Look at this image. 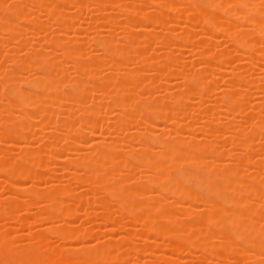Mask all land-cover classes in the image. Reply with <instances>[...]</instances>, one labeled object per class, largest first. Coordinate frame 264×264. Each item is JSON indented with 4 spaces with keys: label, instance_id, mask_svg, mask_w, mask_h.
Listing matches in <instances>:
<instances>
[{
    "label": "bare ground",
    "instance_id": "6f19581e",
    "mask_svg": "<svg viewBox=\"0 0 264 264\" xmlns=\"http://www.w3.org/2000/svg\"><path fill=\"white\" fill-rule=\"evenodd\" d=\"M30 1L33 0H24V3L22 0H10L5 4V0H0V32H4L6 35L8 34V38H11L13 34L17 33V37H19V35H23V32L25 35V33L31 31L32 33L30 32V34L33 35V37H36V33H34V31L36 29H39L43 22H47L43 20L44 16L45 19L49 22L52 20H57L56 22L59 24H57V27L67 28L70 24H73V21H76L78 15H80L78 14L79 11H81L79 13H82V11L84 13H91L92 11H96L99 13L98 15H96L97 19H95V22L92 25V28L95 31H101L104 24L109 25V23L119 22L121 18L122 20L123 18L126 19L127 24L125 25L126 27L124 26L126 28V30L124 29L125 34L122 35V37L118 38L119 40H114L112 34H108L106 32L100 33L98 34V36L91 39L93 40V43L96 45V47H98V49L96 48L97 52H95L94 55L90 54V58L87 61H78V63L76 61V69L79 70V74L80 72L86 71V77L90 76L88 78H91L92 75L98 76H93L92 78L93 80L94 78H96V85L93 83V81H91V83L94 84V87L92 85L91 86L100 90H97L98 92H96V90H94L93 88L88 89L90 87L89 86L87 88L88 83L86 84V87L80 84V79L77 78L82 77L76 76V74H79L75 73V71L74 75L76 77L73 75L74 78L72 76L71 78L73 79L71 80V82L65 84V86H60L59 84H49L50 77L59 76V72L61 69V63L59 61H61L60 59L64 57L60 55L61 57L59 56V59L58 57L54 58L55 55L51 50L43 54L39 51V49L35 47L33 49H30V57L28 56L30 60H26L24 58L27 55H24V57L21 58L18 54L17 56L13 51L14 47H18V45H20L22 41L21 37L16 38L14 35V40L12 42L15 41L14 43L16 45L13 43L12 46V43L10 42L11 44L9 46V42L7 43L6 40V46L8 44V47H5V52H3L4 54H0V58L2 57L4 59V56H6V60L9 59V61H12L13 58L16 57L18 62L14 60L16 62L14 63V65L16 64L18 66V70L14 72L13 76L17 78H22L24 71L29 68H31V70L35 69L33 70L35 72H37L36 70H38L37 76L29 80V82L26 84L28 86L24 88H16L15 90H13V88L11 87L9 94L4 97V99H7L15 106L14 109L16 111V120H20L19 115L21 107L27 106L30 103L33 104L30 107H33L34 110L37 111V120L40 118L39 120L45 123L44 128L39 130V136L42 145L48 138H53L54 135H58V133H61V131L63 132L65 129L67 130V128L70 127L69 116H67V114L71 108V105L72 107L74 106V108L80 106L82 110L86 108L87 104H92L93 106L92 108V106L90 107L87 105L88 112H90L88 114L85 113V116H83V114L81 118L79 117L80 120L78 119V127H80V129L78 130L77 127V132L79 133L80 137L81 135L82 138L84 137L85 141L89 135H92V130L90 131L88 128L91 127V125H95V121L97 119H100L101 121H105L104 119H106L107 121V119H109L111 124H113V126L118 129L122 126L130 125V123L132 124L141 122V124H144H142L141 126L143 128L146 127L145 130H148L146 131V133L143 132V134H139L138 132H135L134 138L136 139V143L138 141L141 144V147L136 148L135 152L133 151L134 146L129 145L125 142L124 144L121 142V146L125 145V148L116 149L114 145L116 140H109L110 142L108 141L105 143H100V141H98V143L96 142L95 146H92V149L94 150L93 151L91 149L93 156L91 158H81L79 159V161L77 159L76 167H82L88 175V177L83 179L81 183L85 185L89 184L88 186L90 187L92 186V190L93 192H95L92 202L95 201V203H97L99 200H101L102 202L105 200L104 198L109 195L113 199V202L115 201V204L113 202L112 204H114V206L118 204L119 207L116 206L114 208L118 207L117 210L120 211L119 214H127L124 216H129V219L126 221L128 222L127 224L124 221L116 222L115 220L110 218L109 214L111 213L110 211L113 208L112 205L104 204L105 202H103V210L97 212L98 221L96 223V226L101 224L100 221H102V223H106L107 230H111L113 227L119 226L123 229H131L132 233L136 230L137 233L140 228L142 229L141 231L144 230L143 232L145 234H142H144L145 236L144 239L142 238L144 240H142L143 244L141 245L140 241V246L138 247L137 245H132L128 238H124V241L116 246L117 248L110 246V244L104 241L102 244L92 250H87L85 248L86 246L84 245H78L77 248H75V245H72L68 248L67 251H61L54 247L56 239H58V241H56L57 243H59L60 241H63L64 243V241L68 240V242L73 241L72 243H75L77 242V240L78 242H81L82 240H84L83 238L89 236L87 233V229L85 228V226H82V224L78 223V225H75L76 223H74L75 226H73V224L69 223V220L65 221L67 219L75 218L79 215L77 213V209L74 208L78 205L82 206L83 203L86 202L85 196L84 200L82 195L73 194L75 198L72 195L73 197H70L72 200H60L52 207L48 206V208H46V206H44L41 209H37L34 213H30L29 215H14V218L4 220L6 222L3 223V216L13 215L15 213L17 205H25L24 203L20 204V202L18 201L19 199L17 200L16 196H11L12 200H8V204L0 206V220L3 221H1L2 225H0V264H105L109 261H118V264H152L148 260L147 261L149 263H147V261L143 263L142 261H139L137 257L135 258V255H130L129 258L132 256L130 259L134 258L132 260V263V261L130 262V259H128L126 255H124L125 251H129V249H132V251L130 250L129 252L133 253L137 250V254L138 252L145 253V251H147V248H149L146 246H149V235L153 236L154 238L158 237L159 235V239L162 238L166 240L164 241L165 244L163 243L164 246L172 247L173 251H175L174 254L177 256L189 249H198V251L200 249V251H202L203 248L209 246V241L202 235H204L208 231L210 232L220 221L221 223L219 224L218 228L212 231H215L223 238H228L235 235L241 236L246 233L245 238L236 243L235 246L226 254L224 263H227L232 258L242 260V255L246 254V259L247 256H249L250 258L247 259L248 262H245V264H264V242L259 241L260 238H264V231H262L259 225H253L248 222L249 220H254L251 218L254 217L257 204L256 202H253L248 206L247 209L244 210L239 209L238 206L240 198L243 194L256 191V189L252 185L253 182L257 181V178H260L261 176L264 178V175H261L264 174V158L252 159L253 161H251V164L249 165L259 168L261 171V173L259 171L260 174L256 173L254 169L251 170V168H249V170L251 171H247L248 169L244 165L242 166V164H244L243 160L247 161V155L246 153L244 154V151L246 149L245 137L248 134L247 131H244L242 133L240 132L237 135L236 140L233 141L234 145H231L232 143L230 142L227 145H230L231 147H224L219 146L220 144L212 142L217 133V130L215 128H207V131L204 130L203 133L201 132L202 136H198L199 134L196 135L197 137L185 135L181 139L177 137L175 138V140L168 138V135L162 133V131H160L159 133H155L152 130L156 128L155 123L164 120L166 114L169 113L175 114V118L171 122V130L173 132L184 127V124L181 122V120L185 114L187 115L188 113V115L191 116L204 113L207 114L210 110L207 100H209V98H211L214 94L218 95V92L219 94H222L224 91V89L219 90L217 89V87L215 88L216 90L214 89L215 91H213V88L210 86V81L214 77L213 75L214 72H216L215 70L220 73H223L225 71L224 69L222 70V68H224L223 64L227 65L228 63H230L229 59H231V55L223 54L220 49L214 50L210 55L207 56L206 60L203 62L204 66L202 68L194 70L193 77L188 84V91L192 94L197 95L198 98V100L194 104L187 105L185 100H183V96L178 95L176 97L177 101L173 105H167L166 102L157 99H154V104L146 105L145 103L150 101L151 99L149 98L148 94H143L138 95L134 99V102L136 103H138L139 101H145L144 106L139 108V106H137L135 103H131L126 99L125 93L119 91L121 88L132 87L133 81L137 80L138 78H140V88L144 91L145 89L151 88V86L156 87L157 85H159L155 83L150 84L149 80L148 83L150 86L147 84L146 79L149 78V71L151 72H149V76L152 74L154 77H157L159 75L157 78L162 77L164 79L165 77L164 80L162 79V82H165L166 78L168 79V77L175 79L181 76L185 78V72L181 69L176 68L177 64L174 65L175 63L167 62L166 64H164L163 68H159V63L156 64V61H153L154 63L151 62L152 66L149 65L152 68L151 69L149 67L152 71L148 70V65H145L142 69H140L141 72L139 74H135L133 70H131L130 68L128 69V67L125 65L124 62L126 60V56H122L120 54L121 50L124 47H127L129 52L133 51V53H140L142 51L138 50L136 45H139V43L143 42H149L150 40L154 39V34L152 35L150 34V32H145L141 34V36L135 33V31H137L136 26L138 24L142 25L148 21L152 22L150 23L151 25L153 23L155 24L156 22V25L159 24L161 26H164L166 32H169L170 34H172L173 31L172 27H180L181 30L178 31L179 33L176 32V35L177 39L179 40V38H181L184 44L182 43V45L177 46L175 50L178 52L184 50L187 51L189 49L185 48L187 45H197L201 48V50H203L205 41L214 39L215 36L220 35L223 36V38H225L228 43L229 41L230 43H233L235 46L234 49L239 51L235 52L237 53V55L235 54L237 57V62H239L240 60L254 61L255 59H257L256 57L258 55H261V57H263L264 59V0H147L149 1L148 3H146V0H84L86 2H84L83 0H63L64 3L62 2V5H67L70 2H75L78 5V10H76L73 15L71 14L70 17L69 14L67 15V17H69V20L67 21H64L65 17L63 14V7L65 5L63 7L59 5L58 3L60 0H34L35 6L38 5L35 7L36 10H31V8L29 7ZM140 1L144 2V4ZM145 3L149 4V6L151 7H159V9L162 10V13L160 11V13H155L156 15H153L151 8L147 9L148 11H142ZM139 4L140 6L143 4L142 7H140ZM106 6H109V10H111L112 7V13ZM106 8L108 11L106 10ZM41 9L44 11L41 12ZM104 9L106 10V12ZM31 11L34 12V15L36 14V11L37 14L40 11L39 14L41 13L43 16L41 17L36 14L37 16L33 17L30 15L32 13H29ZM84 13H82V15ZM28 15L33 18H31L30 16V18H27ZM61 17H63V19H61ZM19 19L20 21L21 19L24 21H28V19L30 20V26L27 23V26L29 27L26 26L24 28V31L22 28V33H18L20 31L18 28H16V23H18L16 22V20L18 21ZM190 22L191 24L194 23L195 27H190ZM43 24L45 25V23ZM184 28L188 29L184 30ZM27 29L28 32H25V30ZM90 29L91 28L89 27V30ZM144 29L147 28L142 27V30ZM169 29L172 30L169 31ZM166 34L164 36L168 39ZM170 34L168 35L169 37H171ZM198 34H200L199 38L197 37ZM172 35H174V33ZM164 36L162 37L164 38ZM258 36H262L263 39L259 41L260 39L258 38ZM57 39L53 40L52 42L50 41L49 44L52 43L53 46L62 45L58 47H64L65 42H70L66 40L68 39L66 37L64 38L65 40L60 37V39H62V44L60 42V39ZM82 41L83 40H79L75 43L73 38V41L71 43L72 45L69 43L71 47H68V50L65 52L62 51L63 53H65V57H78L80 54V49L82 48L81 46L84 47V45H86L84 41L83 45ZM78 42L81 43L78 44ZM164 49L163 51H166L165 53L169 52L168 47L165 48L164 46ZM62 52H59L58 54H62ZM171 60H173V58L167 59V61ZM213 62L218 63V65L213 64ZM148 63L149 62H145V64ZM114 64L116 66H113ZM123 65H125V67ZM220 66L223 67L220 68ZM101 67H107V70H104L105 73H101L102 75L98 73V69H101ZM93 69L96 70L93 71ZM174 69H176V71ZM239 72V70L231 69L230 81L231 79L238 78L239 76H244V73ZM156 73L159 74L157 75ZM261 73L262 74L260 75V77H263L260 78L259 82H255L257 83V86H255L256 84L254 83V87H256L257 89H262V87L264 86V72ZM245 74L247 75L246 71ZM207 75L212 78L207 79V81L203 83V76ZM154 77L150 76V80L152 81ZM85 79L86 78H84V81ZM251 81L252 80L249 79V83ZM158 87H160V85ZM256 88L254 92L256 96L253 94V98H257V96L260 97V95L257 94L258 92ZM87 90H89V93L91 91L90 94H92V92L94 93V91L96 93H100L101 95L97 94L99 95V97L97 96L98 100L101 98V96H105L103 99L108 98L109 103L105 102L103 107H108V109L110 110H113V108L116 109V112L114 111L113 113L114 116L113 114L112 116H110V110L108 109L102 107V109L104 111L106 110L105 112L108 113L110 117L105 114L103 110H101L100 106L103 105V101L101 102L100 100L99 102H97L98 100L96 99V103L94 101L96 97L94 98V100L92 99L95 94L92 96L90 95L91 98L88 99L90 96L88 97ZM75 91L82 92L79 93L80 95L76 93L80 97L74 101V105H70V98L68 99V101H66V99L67 97H69V94ZM166 93L168 94V92ZM163 94L160 97L164 100V98L167 96L165 95V93ZM242 94L243 90L241 87L231 91L226 97L225 105L227 107H230L232 103ZM50 96L58 97L59 99L55 105L59 104L60 106L57 105L54 109L50 108L49 110H47L44 107V104L48 100L46 98ZM62 96H66V98L63 99L64 97ZM87 99L92 100L89 101V103ZM63 100H65L66 102H64ZM106 103H108V106L106 105ZM71 111L72 110H70L69 112L71 113ZM241 114L243 117H246L248 111L246 112V110L243 108L241 110ZM95 115H97V117L99 118L95 117ZM99 115H101L102 117ZM105 115H107L109 118L107 116L106 118ZM110 118H112V120ZM258 118L259 119H257L256 121L264 119V115H261ZM73 119L77 120V118ZM73 119H70V121ZM15 125H17L16 129L13 128V135L15 139L22 140L26 135H33V133L37 134L32 129H22L19 123H15ZM97 126L100 127H98V129H103V125L101 124H98ZM10 128L11 127L7 125L0 131V139L5 136L7 132H9ZM93 135L95 136V134ZM259 135L262 138L264 137V126H261ZM82 138H79V142H75V146H81V148L86 149V143H83L84 145L82 144L84 139L80 142ZM210 138L212 141L210 140ZM146 141H149L151 146H155L152 150L153 153L150 149L143 145V142L145 143ZM130 146L132 149L130 148ZM239 148H241V152L237 151V149ZM138 149L139 152L136 153ZM131 150L134 153L131 152ZM258 150L259 148H257V151ZM107 152L108 155L106 154ZM217 153L228 155L232 157V159L228 162H217L219 160L214 161L212 159V162H210V158L208 159L209 155ZM8 154H5L0 158V173H3L4 168L2 166V163L8 156ZM125 154L130 156L128 158L129 161H126L122 158V155ZM161 159H165L166 162L175 160L177 165L171 169L161 172V177L165 181L159 185V192L161 195L169 194L175 200L180 199L184 202L183 204L165 203L164 198L160 195H156L151 201L149 200V202L146 203H142L139 201V199L142 198L141 187L137 186L135 184L136 182H133L136 180H133L134 178L131 175V170L133 169L132 167H134L137 163L147 165H150L153 162L159 163V160ZM59 160L61 161V159H58L57 161ZM49 162H52V160H49ZM125 162L126 165L124 169H127V172L128 170L130 171L128 173L131 177L124 169L123 172L125 171L126 173H119L115 168L117 165ZM43 163L39 164H41L42 168L44 169L50 168L53 165L52 163ZM26 165L27 162L20 170H6L8 171V173H4H6L8 181H14L16 178V180H18V178L20 179L21 177H24L28 178L31 183H34L35 179L37 178L36 173L34 171L28 172L29 168ZM99 167H102L100 172H98ZM239 167H244L246 169H241L243 170V174L237 176L236 171L240 172ZM245 170L246 174L244 173ZM125 174L128 176H126ZM8 181L7 183H9ZM67 184L65 183L64 185L68 187L69 184ZM229 184L233 185L229 187ZM28 191L29 189L24 191L25 195L28 193ZM57 192L59 195L61 194L60 191ZM50 196L51 193H45L42 195V198L43 200H49L51 199ZM78 196L79 198L76 199V197ZM90 199H92V197H87L88 201ZM90 202L91 201H89V203ZM101 202L99 204H101ZM75 204L77 206H75ZM202 206H208L211 208L210 212L204 216H201L199 213H197V209ZM262 206L264 208V203L262 204ZM179 208L183 210L184 218L182 216L183 219L180 218L179 220H177V214L175 212ZM84 212L80 213L83 216L86 214V217L90 216H88L87 212ZM34 217L39 219L40 226L36 230L28 232L27 234L29 235L25 234L27 235L25 236V242H27L28 239L30 243H33L32 246H27V243L21 245H13L10 243L9 239H6L8 232L13 229L15 230V228L24 229V227L29 224ZM78 217H80V215ZM86 217H83L82 219H85ZM153 218H158L159 220H157L156 223L150 225L149 221ZM225 218H228V220L224 221ZM50 219L55 221L58 220V224L55 223L49 225V222L51 221ZM48 220L49 222L46 223V221ZM240 220L242 225L239 223ZM260 220L264 221V215H262ZM124 223L127 227H125ZM130 223L131 225L129 226ZM134 224H139L141 227L138 228L139 225H137V229ZM173 224L177 225L178 228L172 230L170 225ZM185 234L187 235V238L184 237ZM72 239H76L75 242ZM72 247L74 248L72 249ZM155 247L157 248V245H155ZM247 249L260 252L261 254L258 256L255 254L251 255L247 252ZM220 255L221 252L219 254V250H213L211 252V256L213 257L218 256L219 258ZM171 258L172 257L166 256V259L164 258L163 260L171 261ZM134 260H136V262Z\"/></svg>",
    "mask_w": 264,
    "mask_h": 264
},
{
    "label": "rangeland",
    "instance_id": "374dc122",
    "mask_svg": "<svg viewBox=\"0 0 264 264\" xmlns=\"http://www.w3.org/2000/svg\"><path fill=\"white\" fill-rule=\"evenodd\" d=\"M8 1H10V0H5V4L8 3ZM22 1L24 3V0H22ZM62 2H63V0H60L58 4L63 7L65 4L62 5ZM84 2H86V1H84ZM140 2L144 4V2H142V1H140ZM148 2L149 1H147L146 3H148ZM33 3H34V0L30 1V4H29L30 6L28 5L31 8V10H34L35 7L38 6V5L35 6V3L34 4ZM146 3H145V6L143 7L142 11H145V10L151 8L153 15H156L155 13H160V11L162 13V10H160L159 7H157V6L151 7V6H149V4H146ZM142 5L140 6V4H139L140 7H142ZM107 8H106V10H107ZM63 9H64L63 14L65 17L64 21H67V20H69L68 18L70 17V15L71 14L73 15L75 13V11L78 10V5L75 2H70L69 4L65 5L63 7ZM106 10H105V12H106ZM108 10H109V8H108ZM111 10H113L112 7H111ZM111 10H109V11L112 13ZM43 11L44 10L41 9V12H43ZM39 12H38V14H37V11L35 13L38 16L42 17L43 15L41 13L39 14ZM79 12H81V11H79ZM79 12H78V14H80V15H78L76 21L75 22L73 21V24L72 25L70 24L69 27H67V28L63 27L64 29L61 27V25H60L61 28L57 27L59 25L56 22L57 20L56 21L52 20L49 22L48 20L45 19V16H44L43 20H45L47 22L42 21L43 23H45V25L42 23L41 27L40 28L38 27L39 29H36L35 30L36 32L34 31V33H36V35H35L36 37H33V35L30 34L31 31L29 30L30 32H28V29L25 30V32H28V33H25V35H24V32H23L24 28L28 24L30 26V20L29 19H28L29 22L26 20L25 21L22 20L24 18H22L21 21H20V19L18 21L16 20V22H18V23H16V28H18L20 31V32H18V31L17 32L18 33L23 32L22 33L23 35H21V36L19 35V37H21V40H22L20 45H18V47L16 46L13 48L14 49L13 51L16 55L18 54L21 58L24 57V55H27L24 58L26 60L27 59L30 60V58H28L29 52H31L30 49H33L36 47L43 54L46 53L47 51L51 50L55 55L54 58L58 57V59H59L61 57L60 55H62V57H64V58L60 59L61 61H59L61 63V66H60L61 69L59 72L60 73L59 76L50 77L49 78L50 79L49 84H59L60 86H65V84L71 82V80L75 76L74 75L75 73L79 74V72H78L79 70L76 69L77 68L76 61H77V63H78V61H80V62L81 61H87L90 58V56H89L90 54L94 55V53L97 52L98 47H96V45L93 43V40H91V39L98 36V34L105 33V32L108 34H112V37L114 40H117L118 38L122 37V35L125 34L124 29L126 30L125 25L127 24L125 18H123V20L121 18L120 19L121 21L119 20V22L109 23V25L104 24L103 29L101 31H95L92 28V25L94 24L95 19H97L96 15H98L99 13L96 11H92L91 13H84L82 11V13H84L82 15V13H79ZM149 12H151V11H149ZM29 13H32L33 15L32 14H30V15L33 17L37 16L36 14L34 15L33 11H31ZM68 14H69V17H67ZM106 14H109V13H106ZM30 15H28L27 18H30L31 17ZM33 17H31V18H33ZM61 19H63V17H61ZM150 23H152V22L148 21L142 25L138 24L136 26L137 31H135V33L139 34L141 36V34H143L145 32H150V34H152V35L154 34L153 35L154 39L150 40L149 42H143V43H139V45H136L137 49L142 51L140 53H138V52L133 53V51L129 52L128 48L124 47L121 50L120 54L122 56H126V60L124 62L125 65L128 67V69L130 68L131 70H133L135 74H139L141 72L140 69H142L145 65L146 66L148 65L147 67L149 68L150 67L149 65L152 66L151 62H153V61H156V64L159 63L158 64L160 66L159 68H161V67L163 68L164 64H166L167 62L175 63L174 65L177 64V66H178V67L176 66V68L181 69L182 71L185 72V78H183L179 75L181 78L178 76H176L178 78H175V79L168 77V79L166 78L165 82H162L163 78L159 77L161 80L159 78H157L159 76L158 75L159 73H156L158 75L157 77L156 76L154 77L152 74L150 75L151 77H154L153 80L151 81L150 80L151 78L149 76V72H150L149 71L148 72L149 78L146 79L147 84L149 85V83H148V80H149L150 84L151 83L152 84L153 83L159 84L160 87H158L159 85H157L156 87L151 86V88L145 89V91H144L140 88V84H139L140 78H138L137 80L133 81L132 87L121 88L119 91L122 93H125L126 99L131 103H135L137 106H139V108L144 106L145 101H139L138 103H136V102H134V99L138 95H143V94H146V95L148 94L149 98L151 99L150 101L145 103L146 105L154 104L155 103L154 99L162 100L163 102H166L167 105H173L177 101L176 97L178 95L183 96V98H184L183 100H185L187 105L188 104H194L198 100L197 95L192 94L188 91V87H189L188 84L193 77L194 70H196L198 68H202L204 66L203 62L206 60L207 56L210 55L214 50L220 49L223 54H228V55L230 54L231 55L230 56L231 59H229L230 63H228L227 65L223 64L224 68H222V70L223 69L225 70L224 72L222 71L223 73H220L217 70H215L216 72H214L213 78L209 77L208 75L203 76V79H204L203 83H205L207 81V79H209V78L213 79V80L211 79V81H210L211 82L210 86L213 88V91L216 90L215 89L216 87L219 90L224 89L222 94L221 93L219 94V92L217 91L218 95L214 94L211 98H209V100H207V103L210 107V110L207 114H205V113L204 114H197L195 116L188 115V113H187V115L185 114L181 120V122L184 124V127L173 132L171 130V122L175 118V114L169 113V114H166V117L164 120L156 122L155 123L156 128L152 129V130L155 133H159L160 131H162V133H165L168 135V138L175 140V138L178 137L181 139L185 135L186 136H196L199 134L198 136H202L203 131L206 130L207 128H209V129L215 128L217 130V133H216L213 141L211 140V138H210V140L214 143L220 144L219 146H224V147L230 146V145H227L230 142L232 143L231 145H234L233 141L236 140L237 135L240 132L242 133L244 131H247L248 134L245 137L246 149H245V151L243 150L244 154L246 153V155H247V157L245 156L247 158V161L243 160L244 164H242V166L244 165L248 169L247 171H251L252 169H254L256 173L260 174L261 171L259 168L253 167L252 165L249 166V165L251 164V161H253L252 159L264 158V137L262 138L259 135V131L261 129V126L262 127L264 126V119H261L260 121H256L257 119H259L258 118L259 116L264 115V89H263L264 86L262 87V89H257L256 87H254V83L259 82L260 78L263 77V76L260 77V75L262 74L261 72H264V59H263V57H261V55H258L256 57L257 59H255L256 61L255 60L254 61H252V60L251 61L250 60H243V61L240 60L239 62H237V60H236L237 53H235V52H237L238 50L234 49L235 46L233 43H230V41L228 43L227 40H225V38H223V36H220V35L215 36L214 39H210V40L205 41L203 50H201V48L197 45H193V46L187 45L188 47L187 46L185 47L186 49L189 48L187 51L184 50V51L178 52L175 50L177 48V46L182 45V43L184 44L183 40L179 37H178L179 38V40H178L177 35H176V32L179 33L178 31L181 30L180 27H177V26L172 27L173 31H174V32L172 31V34L174 33V35H172L169 32H166L164 26H161L159 24L156 25V22H155V24L153 23L152 25ZM29 26H27V27H29ZM189 26L195 27L194 23L191 24V22H190ZM89 27L92 30L91 29L89 30ZM142 27L147 28V29L142 30ZM22 28H23V31H22ZM185 29L186 28H184V30ZM171 30L172 29H169V31H171ZM164 33L165 34L168 33V34H166L168 39L164 36L165 35ZM169 34L172 38L168 36ZM7 35L4 32H0V50H1L0 54L5 52L4 49H6L8 47V44H9V46L11 43H12L11 46L13 45V43L15 42V41L12 42L14 40V37H13L14 35L16 38H19V37H17V35H18L17 33L13 34V36L11 38H8ZM162 36H164V38ZM60 37L63 39L66 37V38H68L66 40H68L70 42L64 41L65 42L64 47H58V46H62V45L53 46L52 43H50L51 45L49 44L50 41L52 42L53 40H55L57 38L60 39ZM197 37L199 38L200 34H198ZM73 38H74L75 43H76V41L83 40L86 45H84L83 41H82V44L84 45V47L79 45L82 48L80 49V54L78 57H74V56H72V57L66 56L65 57V55H64L65 53H63V52L67 51L68 47H71V45H72L71 43L73 41ZM258 38L260 39L259 41H261L263 39L262 36H258ZM69 39H72V40H69ZM6 40H7V43L9 42L7 44V46H6ZM61 41H62V39H60V42ZM79 43H81V42H78V44ZM61 44H62V42H61ZM93 46H95V47H93ZM164 46H165V48L168 47V49H169L168 53H165L166 51L165 52L163 51ZM59 52H62V54L61 53L58 54ZM98 52H99V50H98ZM49 56H50V54H49ZM168 58H173V60L167 61ZM14 60H16V62H18L16 57L13 58L12 61H14ZM12 61H9V59L6 60V56H4V59L2 57L0 58V131L3 128H5L7 125L9 127H11L9 129V132H7L6 135L0 139V158L3 155L9 153L8 156L5 158V160L2 163V166L4 168L3 173H0V206H4V205L8 204V202L10 200H12L11 196H16L17 200L19 199L18 201L20 202V204L24 203L25 205H23V204L17 205V203H16L17 206L15 209V213L13 215L3 216L2 220L4 221V220H9L11 218H14L13 217L14 215H21V214L29 215L30 213H34L37 209H39V208L41 209L44 206H46V208H48V206L52 207L55 205V203H57L60 200H63V201L64 200L66 201V199L70 200L71 199L70 197L73 194L82 195L83 199L85 196L86 202H84V203L82 202L83 203L82 206H79V205L77 206L76 205L77 202H76L75 206H77V207L74 206L75 207L74 209H77V211H78L77 213L80 215V217H78L79 215L77 214L78 215L77 217L72 218V219H67L65 221L69 220V223L73 224V226L78 225V223L82 224V226H85V228L87 229V233L89 236H87L86 238H83L84 240L81 239L82 240V241L80 240L81 242H78V240H77V242H75L76 239L75 240L72 239V240H74L75 243H72L73 242L72 240H71L72 242H68L69 241L68 240V241H64V243H63V241H60L61 243L59 242L60 243L59 244L56 242V241H58V239H56V240L54 239L55 240V243H54L55 248H57L61 251H67L68 248L72 245L73 246L75 245V248H77L78 245H80V246L84 245V246H86L85 248L87 250H92V249L98 247L104 241H106L108 244H110V246L116 247L121 242L124 241V238L125 239L128 238L130 240L131 244L134 246L135 245H137V247L140 246L139 245L140 241H141L140 244L142 245L143 244L142 240L144 239L145 233L143 232L144 230L141 231L142 229L139 228V227H141L139 224H137V225H139L138 226L139 230L137 233H136L137 230L136 231L134 230L135 232L132 233L131 229H123V228H120L119 226H115L111 230H107L106 229L107 228L106 223H102V221H100L101 224L96 226V223L98 221V219H97L98 213L97 212L103 210L102 209L103 202H105L104 204L112 205L113 208L111 207L112 208L110 211L111 213H109V214H110V218H112L116 222L117 221L126 222L129 219V216L128 217L124 216L127 214H124V215L119 214L120 211L117 210L119 207L118 204H116L114 206L115 201L113 202V199L109 195L106 198H104L105 200L102 202H101V200H99L98 202L96 201L97 203H95V201L92 202L93 195H95V192H93L92 186L91 187L88 186L89 184L85 185V184L81 183V181L83 179H85L86 177H88V175L82 167H76V164H77L76 160L78 159V161H79V159H81V158L82 159L88 158V157L91 158L93 156L92 146H95L96 142L98 143V141H100V143H105V142H108L109 140H114V141L116 140V142L114 143L116 149L117 148H125V145L121 146V142L123 144L125 142L129 145L134 146L133 151L135 152L136 148L141 147V144L138 141H137V143H139V144L136 143V139L134 138L135 132H138L139 134H143V132L146 133V131H148V130H145L146 127L143 128L141 126L143 123L141 124V122H140V123H132V124L130 123V125L122 126L118 129V128H115L113 126V124H111L109 119H107V121H106V119H104L105 121H103V120L101 121L100 119L98 120L97 118H99V117H97V115H98L97 113H99V112H97L96 113L97 115H95V117H97V118H94V119H97L95 121V125H93V126L91 125V127L88 128L90 131L92 130V135L95 134V136L89 135L87 137L89 139L86 138V141H85L84 137L82 138V135L80 137L79 133L77 132V127L79 126L78 119H79V117L81 118L83 114H84L83 116H85L86 115L85 113L88 114L90 112V111L88 112L87 105L91 107L92 104H90V105L87 104L86 108H84V110H82V108H80V106L77 108L76 107L74 108V106L72 107L71 104H73L74 101L80 97L79 93L82 92V91L81 92L75 91V92H73L74 94L73 93L69 94V97H67V99H66V101H68V99L70 98L69 104L71 105V108L70 107L69 108H70V110H72L71 113L69 112L70 111L69 110L68 114H67V116H69V122L71 123V125L69 123L70 127L67 128V130L65 129L63 132L61 131V133H58V135H54L53 138L52 137L48 138L47 140H45V143L42 145L41 139L39 136V130L44 128L45 123L40 121L39 120L40 118L38 119L39 121L37 120V118H38L37 111L34 110L33 107H30L33 104L30 103L27 106L21 107V111H20V115H19L20 120H18V119L16 120V118H15L16 111L14 109L15 106L11 102H9L7 99H4V97H6L9 94L11 87L13 88V90H15L16 88H24V87L28 86L26 84L29 82V80H31L32 78H35L37 76L38 70H36L37 72H35V71H33L35 69L31 70V68H29V69L24 71L22 78L14 77L13 74L15 71L18 70L17 69L18 66L16 64L14 65V63H16L15 61L14 62H12ZM145 62H149L150 64L149 63L145 64ZM215 62H213V64L218 65V63H215ZM125 65H123V66L125 67ZM219 65H222V64H219ZM74 66H76V67H74ZM113 66H116V65L114 64ZM223 66H220V68ZM106 68L101 67V69H98V73L100 75H102L103 74L102 72H104V70L105 71L107 70ZM150 68L148 70L152 69V68L151 69ZM231 69L232 70H239L240 71L239 73H244V76H239L238 78L231 79V81H230V78H231L230 70ZM95 70L93 69V71H95ZM108 70H109V68H108ZM174 70L176 71V69H174ZM74 71H75V73H74ZM245 71L247 72V75L245 74ZM154 72H152V73H154ZM86 75H87L86 71L80 72L79 75L76 74V76H78V77L80 76L83 78V79L77 78V79H80L79 80L80 84H82L84 87H86V84L88 83L87 88L89 86L90 87L88 89L93 88L94 84L97 81H96V78H94V80L92 78H93V76H96V75H92L91 78H88L90 76L86 77ZM174 75H172V76H174ZM72 76H73V78H71ZM96 77H98V76H96ZM84 78H86L85 81H84ZM164 79H165V77H164ZM249 79L252 80L250 83H249ZM91 81H93L94 84L91 83ZM9 83H10V85H9ZM255 84H256L255 86H257V83H255ZM239 87L242 88L243 94L239 98H237L232 103V105L230 107H227L225 105L227 95L231 91H233ZM255 88L257 89V92H258V93L257 92L256 93L258 95H260V97L257 96V98H253L254 95L256 96V94L254 93ZM93 89L96 90V92L100 91L99 89H96V88H93ZM91 91H92V89H91ZM91 91H90V93H91ZM141 91H144V92H141ZM260 91H262V92H260ZM87 92H88V97L90 95L92 96L95 94L94 97L92 98L94 100V98L96 97L94 100L95 102L98 100L99 95H101L100 93H96L95 91H94V93L92 92V94L89 93V90H87ZM166 92H168V94ZM76 93H78L79 95H77ZM163 93H165V95L167 96L164 98V100L160 97ZM97 94H99V95H97ZM85 95H86V92H85ZM172 95H174V96H172ZM91 96L88 99H90ZM62 97H64L63 99L66 98V96H62ZM104 97L101 96V98L97 101V102H99L100 100H101V102L103 101V105L100 106L101 110H103L102 107L104 106V103L109 101L108 98L103 99ZM86 98H87V96H86ZM46 99H48V100L44 104V107L47 110H49L50 108L54 109L57 105H59V104L55 105L59 99L58 97L50 96V97H47ZM91 100H88V102ZM63 101L66 102L65 100H63ZM48 103H50V104H48ZM108 103H106V105ZM100 104H102V103H100ZM82 107H84V106H82ZM92 108H93V106H92ZM103 108H105V107H103ZM243 108L246 110V112L248 111V114H246V117H243L241 114V110ZM105 109H108V107H106ZM108 110H110V109H108ZM105 111H104V113L109 116V114L106 113ZM114 111L116 112V109H114V108H113V110L109 111L110 116H112ZM62 114H66V113H62ZM107 115H105V117ZM99 116H101V115H99ZM113 116H114V114H113ZM137 117H138V115H137ZM73 118H77V120H75ZM112 118H110V119L112 120ZM70 119H73V120H71L72 122L70 121ZM15 123H19L22 129H24V130H27V129L31 130L32 129L37 134L33 133V135H31V134L26 135L25 138L22 140L15 139L14 135H13L14 134L13 128L14 129L17 128V125H15ZM98 124L103 125L102 130L98 129V127H99V126H97ZM229 127H231V128H229ZM79 129H80V127H78V130ZM90 137H91V139H90ZM79 138H82L80 140V142L83 141V139H84L82 144L86 143L85 144V146L87 147L86 149L81 148V146H79V147L75 146V142L76 143H77V141L79 142ZM90 140L91 141L94 140V141L91 142ZM10 142H11V144H10ZM12 142H13V144H12ZM83 145H82V147H83ZM143 145H145L148 149H150L151 152H152L153 148L155 147L154 145L151 146L149 141H146L145 143L143 142ZM130 148H131V146H130ZM257 148H259L258 151H257ZM253 149H255V150H253ZM240 150H241V148L237 149V151L241 152ZM133 151L131 150V152H133ZM137 152H139V149H138V151H136V153ZM106 154L108 155V152ZM129 157L130 156L126 155V154L122 155V158L125 159L126 161L128 160ZM53 158H54V160H53ZM58 159H61V161L60 160L57 161ZM174 159H177V158H174ZM208 159L210 160V162H212V159L214 161L219 160L217 162H221V161L228 162V161H231L232 157L225 155V154H222V153H217V154L209 155ZM49 160L50 161L52 160V162H49ZM263 161H264V159H263ZM26 162H27L26 166H28V168H29L28 172L34 171L36 173L37 178L35 179L34 183H31L28 178H24V177H21L20 179L18 178V180H16L17 179L16 178L14 181H8L7 175L4 172L8 173V171H10L9 169L20 170L23 168V165H25ZM43 162H45V163L47 162L50 164L52 163L53 165L50 168L44 169V168H42L41 164H39V163H43ZM125 165H126V162L117 165L115 168L118 170L119 173H121V172H123ZM176 165H177V163L175 160L171 161V162H166L165 159H161V160H159V163L153 162L150 165L137 163L134 167H132L133 169L131 170L132 171L131 175L134 178L133 180H136L133 182H136L135 184L137 186L141 187V195H142L141 197L142 198H140L139 201L142 203H146V202H149V200L151 201L156 195H160L161 197L164 198L165 203L183 204L184 202L182 200H180V199L175 200L169 194L161 195L159 192V185L165 181L161 177V172L164 170L171 169ZM239 168H240L239 169L240 172L236 171L237 176L243 174V172H242L243 170H241V169H243L244 167L243 168L239 167ZM246 168H244V169H246ZM249 168H251V170H249ZM80 169H83V170H80ZM101 169H102V167H99L98 172H100ZM6 170H8V171H6ZM117 170H115V171H117ZM259 171H260V173H259ZM128 172H130V171L128 170ZM245 172H246V170L244 171V173ZM261 175H264V174H261ZM126 176H128V175H126ZM129 176H130V174H129ZM257 179L258 180L255 182L252 181L253 182L252 185L256 189V191L243 194L240 198L238 206H239V209L244 210V209H247L251 203L256 202V204H257L256 211H255L254 217L251 218L254 220H249L248 222L253 224V225H259L261 227L262 231H264V221L260 220L262 215H264V208L262 206V204L264 203V178L261 176L260 178H257ZM7 181L9 183H7ZM130 181H132V180H130ZM64 182L66 184L68 183L69 186L66 187V185H64L65 184ZM231 185H233V184H229V187ZM236 185H238V184H236ZM27 189H29V191L25 195L24 191ZM57 191H60L61 194L59 195ZM45 193H51V196H50L51 199H49V200L44 199L43 200L42 195ZM86 196L89 198L92 197V199L89 200L92 203L91 202L89 203ZM24 198H26V199H24ZM62 198H65V199H62ZM74 198H75V196H74ZM74 198H73V201H74ZM77 198H79V196L76 197V199ZM46 199H48V198H46ZM80 199H81V196H80ZM78 202H79V200H78ZM100 202H101V204H99ZM112 202L114 204H112ZM69 204H70V202H69ZM108 205H105V206H108ZM116 206H118V207L114 208ZM210 210H211L210 207L202 206V207H199L197 209V213H199L201 216H204L207 213H209ZM79 211L82 213L84 211H86L88 216L89 215L90 216L86 217L87 216L86 214L83 216ZM88 211H89V213H88ZM86 212H84V213H86ZM75 213H76V211H75ZM175 213L177 214L176 215L177 220L182 218V216L184 214V212L181 208H179ZM81 215L83 217H86V218L82 219L83 217ZM95 216H96V218H95ZM183 218H184V216H183ZM2 220H0V225H2V223H1ZM130 220H131V218H130ZM157 220H159V219L153 218L149 221V224L152 225V224L156 223ZM227 220H228V218L224 219V221H227ZM5 222L6 221H4L3 223H5ZM48 222H49V220L46 221V223H48ZM105 222H107V221H105ZM39 223H40L39 219L34 217L31 220V222L24 227V229L23 228L22 229L21 228H19V229L15 228V230L13 229L10 232H8L6 239H9L10 243L13 245H18V244L21 245V244L27 243L26 244L27 246H32L33 243H30L28 241V239H27V242H25L26 241L25 236L29 235V234H27L28 232L36 230L40 226ZM55 223L58 224V220L57 221L51 220L49 222V225L55 224ZM74 223H76V224L74 225ZM127 223L128 222H126V224ZM220 223H221V221L218 222L216 224V227L213 228L212 230L217 229ZM239 223L242 225L241 220L239 221ZM126 224H125V227H127ZM130 225H131V223L129 224V226ZM137 225H135L136 228H137ZM170 227L172 230L178 228L177 225H175V224L170 225ZM212 230L210 232L208 231L204 235H202L204 238H206L209 241V246L206 248H203L202 251H200V249H199V251H198V249H196V250L189 249L186 252L180 253L179 256H177L174 254L175 251H173L172 247H165L164 246V244H165L164 241H166V240H164L162 238L159 239L160 238L159 235H158V237H155V238L153 236L149 235L148 238L150 240L147 239L149 246L146 245L147 243L145 244L149 248H147V251H145V253L138 252V254H137L136 253L137 250H136V251H134L135 253L133 252L134 253L133 254L132 252H129L130 250L132 251V249H129V251H125L124 255H126V257H128V259H130L132 257L131 256L129 258L130 255H135V258L137 257L139 259V261H142L144 263L148 260L152 264H245V262H248L247 259H249L250 257L247 256V259H246V256H245L246 254H243L245 257L242 255V260L232 258L227 263H224V258L226 257V254L229 252V250H231L235 246L236 243H238L241 239L245 238L246 233L241 235V236L235 235V236H231L228 238H223L221 235H219L218 233H216L215 231H212ZM130 233H131V235H130ZM142 233H144V234H142ZM25 234H27V235H25ZM150 236H151V238H150ZM186 236L187 235L185 234L184 237H186ZM54 238H56V237H54ZM259 241L264 242V238H260ZM20 242H22V243H20ZM155 245H157V248L155 247ZM158 246H160V247H158ZM73 248L74 247H72V249ZM144 248H146V247H144ZM143 250H146V249H143ZM213 250H219V254L221 252V255L219 256V258H218V256L217 257L211 256V252ZM247 252L251 255L255 254L257 256L261 254L260 252L253 251L251 249H249ZM247 252H244V253H247ZM249 254H247V255H249ZM166 256L172 257L171 261H169L168 259H167L168 261L163 260L164 258L166 259ZM133 259H130V262ZM138 259H137V261H138ZM113 260H115V259H113ZM173 260H175V261H173ZM134 261L136 262V260H134ZM139 261H138V263H139ZM148 261H147V263H149ZM117 262L118 261H111V262L109 261L108 263H105V264H118L119 262L118 263ZM125 263H128V262H125ZM132 263H133V261H132Z\"/></svg>",
    "mask_w": 264,
    "mask_h": 264
}]
</instances>
